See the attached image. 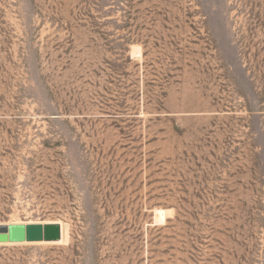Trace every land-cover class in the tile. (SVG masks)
<instances>
[{"label":"rangeland","instance_id":"374dc122","mask_svg":"<svg viewBox=\"0 0 264 264\" xmlns=\"http://www.w3.org/2000/svg\"><path fill=\"white\" fill-rule=\"evenodd\" d=\"M0 222L62 228L0 264H264V0H0Z\"/></svg>","mask_w":264,"mask_h":264},{"label":"water","instance_id":"95a60500","mask_svg":"<svg viewBox=\"0 0 264 264\" xmlns=\"http://www.w3.org/2000/svg\"><path fill=\"white\" fill-rule=\"evenodd\" d=\"M62 228L59 223H7L0 224V244L25 241H59Z\"/></svg>","mask_w":264,"mask_h":264},{"label":"bare ground","instance_id":"6f19581e","mask_svg":"<svg viewBox=\"0 0 264 264\" xmlns=\"http://www.w3.org/2000/svg\"><path fill=\"white\" fill-rule=\"evenodd\" d=\"M2 222H0L1 224ZM9 223V222H7ZM15 223H21V222H15ZM26 223H41V222H26ZM25 242H42V241H25ZM46 242H52V241H46ZM56 242V241H53ZM13 243H21V242H8V243H2V244H13Z\"/></svg>","mask_w":264,"mask_h":264},{"label":"trees","instance_id":"16d2710c","mask_svg":"<svg viewBox=\"0 0 264 264\" xmlns=\"http://www.w3.org/2000/svg\"><path fill=\"white\" fill-rule=\"evenodd\" d=\"M177 217H179V215H177ZM169 221H171V219L169 218Z\"/></svg>","mask_w":264,"mask_h":264}]
</instances>
